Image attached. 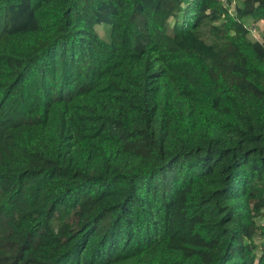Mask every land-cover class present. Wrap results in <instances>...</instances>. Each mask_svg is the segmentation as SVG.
<instances>
[{"label": "trees", "instance_id": "trees-1", "mask_svg": "<svg viewBox=\"0 0 264 264\" xmlns=\"http://www.w3.org/2000/svg\"><path fill=\"white\" fill-rule=\"evenodd\" d=\"M232 6L0 0V264H264V0Z\"/></svg>", "mask_w": 264, "mask_h": 264}, {"label": "rangeland", "instance_id": "rangeland-1", "mask_svg": "<svg viewBox=\"0 0 264 264\" xmlns=\"http://www.w3.org/2000/svg\"><path fill=\"white\" fill-rule=\"evenodd\" d=\"M243 0H233V6L231 8V13H235V8L241 6ZM250 26L253 25L256 28V34H255V39L257 40H263L264 39V22L260 23H250ZM95 30L99 36V38L105 42H111L112 36V27L109 24L105 23H98L95 26Z\"/></svg>", "mask_w": 264, "mask_h": 264}, {"label": "built area", "instance_id": "built-area-1", "mask_svg": "<svg viewBox=\"0 0 264 264\" xmlns=\"http://www.w3.org/2000/svg\"><path fill=\"white\" fill-rule=\"evenodd\" d=\"M225 1V0H223ZM249 30L251 31V33L255 36L256 34V29L253 27V28H249Z\"/></svg>", "mask_w": 264, "mask_h": 264}]
</instances>
